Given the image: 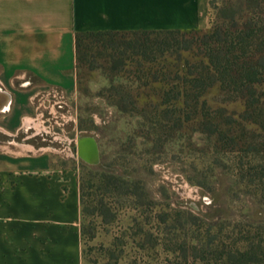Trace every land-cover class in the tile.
<instances>
[{
	"label": "trees",
	"instance_id": "16d2710c",
	"mask_svg": "<svg viewBox=\"0 0 264 264\" xmlns=\"http://www.w3.org/2000/svg\"><path fill=\"white\" fill-rule=\"evenodd\" d=\"M219 1H210L206 29L78 32L77 69L102 61L111 104L138 119L117 160L136 157L138 137L153 145L147 153L175 140L195 164L199 184L222 170L232 196L264 205V0ZM111 167L84 166L80 173L86 261L264 264V224L167 214L140 180ZM128 206L136 213L119 214ZM99 227L109 240L101 260H92Z\"/></svg>",
	"mask_w": 264,
	"mask_h": 264
},
{
	"label": "crops",
	"instance_id": "0c3cea01",
	"mask_svg": "<svg viewBox=\"0 0 264 264\" xmlns=\"http://www.w3.org/2000/svg\"><path fill=\"white\" fill-rule=\"evenodd\" d=\"M210 1L0 0V264H84L76 170L36 150L39 108L77 93V33L206 29Z\"/></svg>",
	"mask_w": 264,
	"mask_h": 264
},
{
	"label": "rangeland",
	"instance_id": "374dc122",
	"mask_svg": "<svg viewBox=\"0 0 264 264\" xmlns=\"http://www.w3.org/2000/svg\"><path fill=\"white\" fill-rule=\"evenodd\" d=\"M102 63L100 61L95 67L80 64L78 88L73 99L63 101L52 97L39 108L38 153L49 152L57 166L75 169L79 179L84 166L96 167L100 163L112 165L111 170L116 173L126 171L142 182L144 191L159 202L167 214L181 211L212 223L250 221L264 224V205L245 194L232 196L229 191L231 180L222 170L216 171V176L204 185L199 184L198 180L202 179H199L195 164L175 140L164 149H157L155 154L147 153L153 145L138 137L134 148L136 157L117 160V152L129 147L131 139L128 135L133 132L138 119L119 113L111 104L104 92L111 85V77ZM82 136L96 139L100 152L98 164L88 163L77 154L76 147ZM135 213L130 206L119 212ZM99 229L98 237L89 245L93 248L92 260H101V246L109 240L102 228ZM84 264L93 263L84 259Z\"/></svg>",
	"mask_w": 264,
	"mask_h": 264
},
{
	"label": "water",
	"instance_id": "95a60500",
	"mask_svg": "<svg viewBox=\"0 0 264 264\" xmlns=\"http://www.w3.org/2000/svg\"><path fill=\"white\" fill-rule=\"evenodd\" d=\"M93 146V150L96 152V159H91L92 153L90 146ZM77 154L86 162L91 164H98L100 162V152L96 139L91 136H82L78 140L76 147Z\"/></svg>",
	"mask_w": 264,
	"mask_h": 264
},
{
	"label": "bare ground",
	"instance_id": "6f19581e",
	"mask_svg": "<svg viewBox=\"0 0 264 264\" xmlns=\"http://www.w3.org/2000/svg\"><path fill=\"white\" fill-rule=\"evenodd\" d=\"M90 149H91V153H92L91 159H96V152L93 150L92 145L90 146Z\"/></svg>",
	"mask_w": 264,
	"mask_h": 264
}]
</instances>
